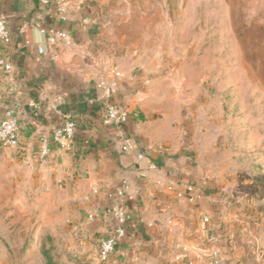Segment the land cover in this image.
Listing matches in <instances>:
<instances>
[{
    "label": "crops",
    "instance_id": "0c3cea01",
    "mask_svg": "<svg viewBox=\"0 0 264 264\" xmlns=\"http://www.w3.org/2000/svg\"><path fill=\"white\" fill-rule=\"evenodd\" d=\"M94 3L0 0V18L6 19L11 38L0 45V55L12 66L11 73H0V119L12 110L20 126L18 147L7 149L12 165L22 170L24 183L62 195L58 212L71 239L73 264H100L99 244L111 223L110 194L123 183L136 227L108 264H210L206 242L211 250L221 249L226 264H243L219 196L190 203L170 190L177 180L200 183L201 174L170 159L182 156L183 136L176 139L161 111L158 115L142 103L132 57L99 33L104 15ZM56 31L69 38L50 46L47 38ZM110 105L131 111L121 130L102 123ZM70 119L78 126L66 150L53 134ZM122 135L134 139L135 151H122ZM43 149L48 155L42 160ZM138 153L146 159L138 161ZM203 214L211 218L207 230Z\"/></svg>",
    "mask_w": 264,
    "mask_h": 264
},
{
    "label": "rangeland",
    "instance_id": "374dc122",
    "mask_svg": "<svg viewBox=\"0 0 264 264\" xmlns=\"http://www.w3.org/2000/svg\"><path fill=\"white\" fill-rule=\"evenodd\" d=\"M94 2L99 33L132 57L142 103L183 136L170 159L219 196L242 263L264 264V0ZM12 163L0 147V264H73L62 195Z\"/></svg>",
    "mask_w": 264,
    "mask_h": 264
},
{
    "label": "built area",
    "instance_id": "2783aa9c",
    "mask_svg": "<svg viewBox=\"0 0 264 264\" xmlns=\"http://www.w3.org/2000/svg\"><path fill=\"white\" fill-rule=\"evenodd\" d=\"M68 34L62 31H56L49 35L47 43L50 46H57L58 44L67 41ZM11 42L10 32L7 26L5 18H0V45L8 44ZM39 52L43 54L44 48H39ZM12 66L5 63L0 55V73H11ZM131 111L129 108L118 107L110 105L107 107L105 115L102 119V123L105 127H112L120 129L123 128L130 121ZM77 122L73 119L67 120L61 128L55 131L53 134V140L60 147L69 150L72 147V141L77 130ZM20 126L18 114L14 111H6L4 116L0 119V147L5 149L16 148L19 145ZM122 143V151L130 153L135 151L136 143L132 137L120 136ZM48 155L47 149H43L41 152V159H45ZM146 159L143 153L137 154L138 161H144ZM154 169L155 166H151ZM170 190H176V197L179 201H187L195 203L199 198L207 197L206 184L189 183L186 184L181 180H177L170 185ZM127 186L126 183L120 185L113 193L110 194L112 200L107 213L109 215V228L105 233L104 238L99 244V256L98 260L100 264H108L111 257L116 251V248L125 240L130 232L136 227V224L132 222L129 208L127 205ZM201 222L204 230H207L208 225L211 223L209 214L201 215ZM221 242V238L210 240V243L217 244ZM209 243H205V248L209 249L208 255L210 264H226L220 248L211 250Z\"/></svg>",
    "mask_w": 264,
    "mask_h": 264
}]
</instances>
